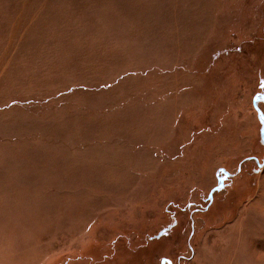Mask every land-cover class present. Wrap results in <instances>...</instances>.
I'll use <instances>...</instances> for the list:
<instances>
[{
    "label": "rangeland",
    "instance_id": "obj_1",
    "mask_svg": "<svg viewBox=\"0 0 264 264\" xmlns=\"http://www.w3.org/2000/svg\"><path fill=\"white\" fill-rule=\"evenodd\" d=\"M0 264H264V0H0Z\"/></svg>",
    "mask_w": 264,
    "mask_h": 264
}]
</instances>
